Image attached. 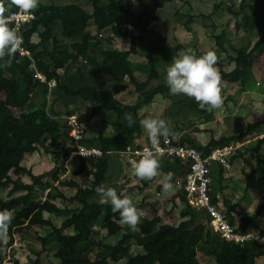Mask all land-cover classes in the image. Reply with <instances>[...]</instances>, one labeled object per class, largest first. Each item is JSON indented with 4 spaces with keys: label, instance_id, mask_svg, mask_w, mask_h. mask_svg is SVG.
<instances>
[{
    "label": "trees",
    "instance_id": "obj_1",
    "mask_svg": "<svg viewBox=\"0 0 264 264\" xmlns=\"http://www.w3.org/2000/svg\"><path fill=\"white\" fill-rule=\"evenodd\" d=\"M170 1L86 0L91 6L89 11L76 3L53 4L39 0V7L33 12L34 18L19 25L23 37L21 47L28 55L18 51L11 66H3L0 62V190L8 189L6 197L0 194V210H10L13 215L6 251L0 253V264L4 261L7 248L14 244L15 236L31 228H45L44 234L36 237L40 248L34 251V260L22 264H43L44 252L52 253L55 258L52 264H201L197 254L201 245L210 246L209 254L216 264H255L258 257L264 256V243L253 239L235 242L211 229L209 215L192 207L186 199L183 189L186 164L176 157L162 156L159 170L166 176L173 173L172 183L177 180L182 182L180 198L184 207L179 212L182 218L179 223L162 222L156 214L151 217L142 215L141 223L132 230L120 223L119 213H114L110 204L99 202L100 196L95 191L98 185L103 184L122 193L115 183L121 172L115 163L121 161L109 151L122 150L128 145L141 146L135 142V125L144 118V109L156 95L167 98L177 110L205 113L208 109L207 106L201 109L194 99L187 96L173 95L167 86V68L174 58H178L177 52L183 45L167 49L164 46L166 37L156 32L144 53V60L131 59L133 54L138 53L137 43L144 40L150 33L151 24L158 19V11ZM134 5L137 11H133ZM219 6H225V3L214 4L211 13L202 18L210 19ZM224 9L236 33L257 34L250 47L226 45L225 30L211 34L218 56L216 67L222 81L236 83L241 80L244 70L254 72L259 63L264 62V0H240L236 10L228 6ZM17 10L12 7L9 12ZM194 16L189 6L183 23L188 31ZM91 26L96 34L91 32ZM105 29L111 32L105 39L106 46L97 36ZM33 35L37 36V40L33 39ZM113 37L129 38V48L120 50L112 47ZM192 52L199 57L207 51L195 48ZM160 54L169 61L163 73H159L155 66L156 55ZM80 59L82 63L76 65ZM230 64L232 67L226 69ZM34 69L45 75L47 80H55L56 85L50 92L47 83H41L34 77ZM139 70L144 79L137 77ZM261 77L264 78V74ZM153 81L156 83L153 84ZM129 85L133 86L137 96L134 101L125 103L116 95L126 91ZM57 103L61 107H55ZM89 103L92 105L88 109L76 111ZM102 112L113 114L110 126L114 132L105 134L100 131L92 135L85 123ZM126 113H130L135 121L131 127L125 118ZM70 115H75L82 125L80 142L99 146L103 150L102 156H75L64 166L68 151L61 142L66 144L68 141L70 126L65 117ZM263 131L264 118L249 123L244 133L211 138L205 145L196 143L190 137H180L177 142L194 146L208 155L215 147L228 145L250 132ZM169 137L173 138V135ZM148 140L146 135L143 144H147ZM263 141L264 138L249 143L229 160L232 166L233 160L240 154L252 152L255 167L245 171L244 177L248 180L252 173L261 172V192H264ZM39 148H44L55 157L51 178L36 175L21 163L25 155L33 154ZM69 164L71 169L67 170ZM213 165L219 169L220 184L224 171L229 172L230 169L221 164ZM10 172L14 177L9 175ZM211 174L213 180V172ZM21 176H27L30 181L23 183ZM80 176H85L90 182L82 186ZM66 187L74 188V194L67 196L63 191ZM158 189L161 190L162 186L159 185ZM208 193L211 202L217 204L218 199L212 194V183ZM135 206L141 210L139 205ZM225 212L236 231L259 230L264 234L258 226V221L264 217V193L254 211L241 215L238 220L235 218L236 204L228 205ZM55 217L62 219L59 225L54 222ZM65 229L71 232L66 234ZM103 230L106 235L100 238ZM133 244L140 248L136 253L131 251ZM14 262L20 264L18 260Z\"/></svg>",
    "mask_w": 264,
    "mask_h": 264
},
{
    "label": "rangeland",
    "instance_id": "obj_2",
    "mask_svg": "<svg viewBox=\"0 0 264 264\" xmlns=\"http://www.w3.org/2000/svg\"><path fill=\"white\" fill-rule=\"evenodd\" d=\"M221 1L225 3V6L231 7L232 9H237V4L240 0H171L162 9L158 11V19L154 21L150 26V33L142 40L137 43V54H133L131 59L137 61H143L144 53L146 49L150 46V41L154 38L156 32L163 34L166 37L164 46L169 49L173 48L177 44L183 45V48L177 52L178 58L188 52V50L193 51L195 48L204 51H215L214 39L212 38V33H219L221 30L227 32L226 45H246L250 47L257 38L256 33H243L235 32L233 22L229 20L228 15L225 11V6H219L217 12L211 16L209 19L202 18L203 15L211 13L214 8V4H219ZM44 3L53 4H66V3H76L84 7L85 9H91V6L86 2V0H42ZM189 6H191V13L194 14V21L190 24L191 30L188 31L183 26L186 20V13L188 12ZM133 11H137L136 5L133 6ZM213 27L215 29H213ZM93 34L96 31L93 26L90 27ZM97 34L99 39H102V43L107 45L105 39L111 35L109 29H105ZM33 39L37 40V36L33 35ZM130 40L129 38L123 37H113L111 46L120 50H127L129 48ZM228 50L230 48L228 47ZM82 59L78 60L80 65ZM258 69L252 71L251 69L244 70L242 72V78L239 82L229 83L221 81L223 104L219 108L210 109L204 112H193L188 110H177L175 105H171L167 98H163L160 94L154 97V100L149 104L144 110L146 111L145 118H161L168 122L171 134H179L184 132V134H189L193 136L200 137L201 141L199 143L205 145L211 138L217 139L222 135H237L239 133H244L247 130V125L252 122L260 121L264 118V78L261 77L264 74V62L259 63ZM155 66L159 73H163L164 70L169 66V61L165 55H156ZM232 65L226 66V69H230ZM137 77L139 79H144V75L141 70L137 72ZM153 84L156 82L153 81ZM137 94L133 90V86L129 85L128 89L119 94V99L130 103L134 101ZM92 105V103L84 105L81 109L76 111L86 110ZM55 107H61L60 104H56ZM18 113V111H16ZM78 114V112H74ZM113 114L102 112L97 118H94L88 123H85V127L89 133L96 134L101 131L105 134L113 133L114 130L110 126V121L112 120ZM142 119V120H143ZM141 139L145 140L147 132L143 129L141 124L135 125L134 133H140ZM176 138V137H175ZM178 139V137H177ZM264 157V149H263ZM55 157L52 153L47 152L44 148L37 149L33 154L25 155L22 164L29 168L34 174H43L45 178H51L50 174L54 172L55 168ZM250 165L245 163L242 166L245 170L246 167L254 169V160L251 161ZM127 165L126 162H123ZM75 165V163H73ZM253 167V168H252ZM264 167V165H263ZM127 168V167H126ZM213 168V181L215 184V189H219L218 171L219 169L212 165ZM231 166L229 175L235 178L236 171L232 169ZM71 166L68 165L67 170H70ZM248 169V170H250ZM240 169V174L236 176L237 179L241 181V184L235 183L231 184L233 189H240L246 195L243 196L247 201L256 198V203L251 202L252 207H255L257 202V192H261L259 186V177L261 172L252 173L250 179L246 180L243 171ZM126 171V170H125ZM247 171V170H246ZM245 172V171H244ZM127 176L128 173L124 172ZM9 175L14 177L12 172ZM121 175V174H120ZM224 175V174H223ZM62 176V174H61ZM82 186L87 185L90 182L85 176L79 177ZM119 180V178H118ZM21 181L23 183L29 182L27 176H21ZM164 182V179H162ZM222 180L220 181L221 184ZM248 183V185H247ZM177 185L181 189V180H177ZM222 185V184H221ZM247 185V186H246ZM8 189H1L0 194L6 197ZM67 196L74 194L75 189L66 187L63 189ZM257 191V192H256ZM43 193V197H45ZM240 193V192H239ZM243 193V192H242ZM241 196V195H240ZM242 198V197H241ZM56 202H58L56 200ZM67 204V203H66ZM165 207V206H164ZM184 207V206H183ZM163 208V207H162ZM154 207H143V216L151 217L155 212H158ZM163 222L177 224L182 218L180 216V209H176L173 206L165 207L162 209ZM249 212V211H248ZM243 213H247V208H244ZM252 213V212H249ZM262 219V218H261ZM260 219V220H261ZM61 218H54L56 225H59ZM141 223V220H140ZM260 228L264 230V220L260 223ZM45 228H31L24 232L22 235L15 236V242L7 248V254L4 258L2 264H15V260H18L20 264L32 262L35 258L34 251L39 250L40 243L37 241V235H43ZM71 231L65 229L64 233L68 234ZM106 235L103 230L100 232L99 237L102 238ZM140 248L135 244L132 245V253H136ZM210 246L201 245L197 248L198 259L201 264H216L213 256L209 254ZM43 264H52L55 262L51 252H44L42 255ZM116 264V263H113ZM255 264H264V256L258 257L255 260Z\"/></svg>",
    "mask_w": 264,
    "mask_h": 264
},
{
    "label": "clouds",
    "instance_id": "obj_3",
    "mask_svg": "<svg viewBox=\"0 0 264 264\" xmlns=\"http://www.w3.org/2000/svg\"><path fill=\"white\" fill-rule=\"evenodd\" d=\"M12 7L19 10L21 15H30L39 7V0H0V62L3 66H11L12 59L23 44L22 34L18 26H12L13 16L6 15ZM218 56L215 51L209 50L197 57L188 50L179 58H174L167 68L166 83L173 95H184L194 99L201 109L206 106L210 109L219 108L223 104L221 74L216 67ZM129 127L135 123L130 113L125 114ZM147 132L151 148H145L138 161L132 162L133 174L139 180H152L160 175V159L164 150L159 147L160 138L167 139L170 129L168 122L161 118H145L140 121ZM174 174L168 173L162 186L163 193L174 191ZM95 191L100 196L101 204H110L114 213L118 212L120 223L135 230L143 215L133 200L123 193H118L115 188L98 185ZM13 219L12 212L0 210V253L6 251L9 240V227ZM257 239L264 243V238Z\"/></svg>",
    "mask_w": 264,
    "mask_h": 264
},
{
    "label": "built area",
    "instance_id": "obj_4",
    "mask_svg": "<svg viewBox=\"0 0 264 264\" xmlns=\"http://www.w3.org/2000/svg\"><path fill=\"white\" fill-rule=\"evenodd\" d=\"M13 26L16 27L30 19L34 18L33 13L30 15H21L19 10L9 12L7 15L13 14ZM100 35V33H99ZM21 54H27L28 52L22 47L20 48ZM78 61H76V65ZM34 77L41 83H47L48 90L56 85L54 79L47 80L38 70L34 69ZM66 123L70 126L68 131V141L66 144L61 142V145L68 151L67 157L64 161V166L73 159L75 156H82L87 158L100 157L103 154V150L96 145H85L80 142L82 139V125L77 121L75 115L66 116ZM264 138V131L261 133L250 132L243 138L238 139L223 147H215L211 149L208 155H204L201 150L189 144H181L177 140L168 137L167 139L161 137L159 147L164 150L162 156L176 157L186 164V173L184 176L183 189L188 203L199 210L205 211L209 215V226L213 231L218 232L222 237L235 242H245L253 239L259 243H262L260 239H257V234L260 238H264V234H261L259 230L249 231L241 233L236 231L230 224L225 209L218 203L214 204L210 200L209 191L211 190L212 172L211 167L213 164L224 165L227 169H231L229 162L230 158L234 156L238 150L243 149L251 142H256L258 139ZM151 143L148 140L147 144L141 146L128 145L122 150L109 151L119 158L120 161L126 162L132 165L133 161H138L140 156L137 153H142L145 148H151Z\"/></svg>",
    "mask_w": 264,
    "mask_h": 264
},
{
    "label": "crops",
    "instance_id": "obj_5",
    "mask_svg": "<svg viewBox=\"0 0 264 264\" xmlns=\"http://www.w3.org/2000/svg\"><path fill=\"white\" fill-rule=\"evenodd\" d=\"M118 96H119V94L116 95L117 99H119ZM120 101H122V100H120ZM122 102H124V101H122ZM138 124H140V122ZM98 132H100V131H98ZM98 132L96 134H98ZM110 134H112V133H110ZM140 134H141V132L137 133V134L134 133L135 142H136V144L142 145L144 143V140L139 138ZM177 137H178V139L180 137H190L196 143L201 144V143H199L201 141L200 137L189 135V134H184V132H181L179 134L177 133V134L173 135V139L177 140ZM201 145H203V144H201ZM263 149H264V141H263L262 146H261V154L262 155H263ZM253 160H254V162H253V164H254L255 163V157H254L252 152H249V151L243 152L237 158H235L232 162V167H233L232 169H235V171H236L235 178L232 177L233 179H231V175H229L228 172H224L223 173L224 174L223 179L221 182L222 185L219 184V186H220L219 189L218 188L215 189V184L212 183V194L216 195V197L218 199V204L221 207L226 209L228 207V205L236 204V211L237 212L235 214V218L237 220L240 218L241 215H244V213H243L244 208H247V213H245V214H249V212L254 211L255 207H252L251 202L252 203L255 202L256 198H254L250 201H247L245 199V197H246V195L244 194L245 191L244 190L242 191L241 188L240 189L237 188L235 190V189H233V186L231 184H233L232 181L233 182L235 181V183H237V184H241V181L239 179H237L236 176H238L240 174L239 173L240 169H242L241 172L243 171V173L246 170L249 171L248 169H250V168L246 167V170H245L242 166H244L245 163H248L250 165V163H252L251 161H253ZM115 164H114L115 166H118L121 168V172H120L121 175L119 174L117 176L116 182H115L116 185L120 188L122 193H124L125 195H127L128 197H130L133 200L134 204L139 205L141 207V210L143 207H147V208L154 207L157 210L159 209V211L155 212L154 214L159 215L160 218L162 219V215H161V214H163L162 209L165 207L173 206L176 209H180V211L183 209L184 204L180 198L181 197L180 193L182 192V184H181V189H179L180 186L176 184L177 181L176 182L174 181L173 182L174 191L167 193V194L163 193L162 189L161 190L158 189V186L159 185L163 186V183L165 182L166 175L164 174L163 171L159 170L160 175L157 176L156 178L152 179V180H139L133 174L132 165H130L128 163H127V165H125L122 161L119 164L117 162ZM250 170H252V169H250ZM124 172L128 173L129 175L127 176ZM118 178H119V180H118ZM162 179H164V182H162ZM244 195H245V197H243ZM262 196H263V194L257 192V196H256L257 200L260 201L262 199ZM263 220H264V217L258 221L259 227L261 225L260 223ZM162 222H163V220H162Z\"/></svg>",
    "mask_w": 264,
    "mask_h": 264
}]
</instances>
